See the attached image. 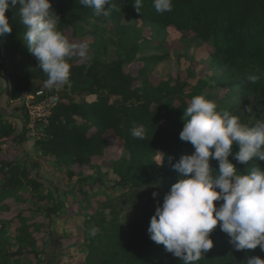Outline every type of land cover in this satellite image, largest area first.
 <instances>
[{
	"label": "trees",
	"instance_id": "16d2710c",
	"mask_svg": "<svg viewBox=\"0 0 264 264\" xmlns=\"http://www.w3.org/2000/svg\"><path fill=\"white\" fill-rule=\"evenodd\" d=\"M113 4L115 10L105 17L96 16L79 0H52V10L60 16L59 30L66 36L69 30L74 39L86 42L87 55L84 61L77 55L69 60V80L58 92L60 101L35 145L44 157L65 168L69 177L79 176L78 186L67 194L83 209L92 208L84 213L81 224L84 264H183L150 239V220L157 201L162 204L180 178L172 165L182 154L195 151L180 139L184 111L194 96L205 94L217 103L218 110L238 115L249 125L264 118V0H172V11L164 13L156 12L153 0H142L140 12L132 0H113ZM6 15L13 30L0 35V77L7 80L6 89L14 101L46 87L48 77L36 67L38 62L22 39L24 26L18 9L10 8ZM139 21L151 30L150 38L138 41L142 35L136 28ZM107 23L113 28L108 30ZM169 27L194 32V38L211 45L212 77L199 78L195 84L172 79L156 84L151 80V70L168 53L149 51L164 49V33ZM112 47L114 56H110ZM134 62L140 65L136 74L127 72V66ZM248 75H258L259 79L250 83ZM247 106L252 112L246 111ZM23 109L19 132L17 124L0 112V207L8 208L5 201L10 198L32 200L39 212L55 221L65 215V201L53 206L40 204L47 195L41 192L43 183L32 176L38 163L15 162L9 154L10 147L28 140L29 114L24 105ZM134 125L146 128L145 139L132 137ZM109 130L117 138L120 152H125L112 160L117 179L111 187L118 190H114L115 195L105 193V199L94 207L89 192L105 184L108 173L96 159L104 157L112 146L106 136ZM232 150L239 151L235 142ZM158 157L163 159L161 165L156 164ZM229 159L240 172L246 173L254 165L264 167V161L256 159L249 165L238 163L233 155ZM211 164L218 169L217 161ZM75 166L80 168L78 174ZM86 166L97 172L83 174ZM153 192L158 193L156 198ZM1 220L0 264H24L28 257L29 264H51L37 248L40 224L33 219L29 223L30 219L21 215L16 235L10 239L4 233L9 222ZM93 226L99 228L95 236L89 231ZM210 235L213 248L195 264H246L251 257L264 258L259 246L234 250L219 224Z\"/></svg>",
	"mask_w": 264,
	"mask_h": 264
},
{
	"label": "clouds",
	"instance_id": "9594fccd",
	"mask_svg": "<svg viewBox=\"0 0 264 264\" xmlns=\"http://www.w3.org/2000/svg\"><path fill=\"white\" fill-rule=\"evenodd\" d=\"M140 12L142 0H132ZM94 10L96 16H108L115 10L113 0H79ZM108 5V7H106ZM157 13L172 11V0H153ZM18 9L19 22L24 26L23 41L46 75L45 86L65 85L70 76L69 60L76 54L84 56L86 43H74L59 30L60 16L52 10V0H0V35L12 32L6 15ZM17 13V11H16ZM258 75H248L255 83ZM247 112L252 107L247 106ZM184 126L180 139L190 143L195 151L184 153L172 167L180 178L157 201L148 233L156 244L179 258L183 264H195L214 246L212 231L219 224L227 234L228 243L236 251L256 249L264 252V167L254 165L240 172L229 159L233 155L240 164L249 165L256 159L264 161V118L252 125L227 110H218L215 101L205 94L194 96L184 111ZM134 138L145 139L146 128L134 125ZM239 151L233 153V143ZM157 165L163 159L157 158ZM218 162V169L211 161ZM158 196L153 192V198ZM222 201V203H217ZM90 235L99 232L90 228ZM246 264H264V258L254 256Z\"/></svg>",
	"mask_w": 264,
	"mask_h": 264
},
{
	"label": "rangeland",
	"instance_id": "374dc122",
	"mask_svg": "<svg viewBox=\"0 0 264 264\" xmlns=\"http://www.w3.org/2000/svg\"><path fill=\"white\" fill-rule=\"evenodd\" d=\"M105 26L108 30L113 28V25L110 23L105 24ZM136 28L142 34L138 37V41H141L143 38H150L151 30L148 26L139 21L137 22ZM67 32V37L71 42L82 43L74 39L69 30ZM194 35V32L177 31L174 27H169L165 30L164 49H152L149 51L160 54L168 53L167 58L155 65L151 70L150 77L152 81L157 84L163 79H172L174 81L181 80L195 84L199 78L212 77L213 70L210 68V61L213 48L209 43L194 38ZM155 43L158 44L157 42ZM111 52L112 54L110 56H114L113 47L111 48ZM76 55L84 61L87 52L83 57L79 54ZM139 68L140 65L134 62L133 64H129L125 70L136 74ZM6 85L7 80L0 77V112L5 118L17 124V131L19 132L22 129L24 119V101L23 98L11 101ZM64 87V85L59 87L53 86L50 89L61 92ZM94 99L92 96L89 97L90 101ZM106 136L112 142V146L107 149L105 156L97 158L96 162L100 164L101 170L108 174L104 178L105 184H100L89 192L90 197L92 199L94 198V207L99 201L105 199V193L117 194L114 190L118 189L111 187L117 179L112 168V160L125 154L123 151L120 152L117 145V138L111 130L107 131ZM8 150L15 162L27 163L30 166L34 162L38 163L39 167L37 166L32 170V176L37 177L43 183L41 192L47 195L46 199L42 203H39L45 204V206H53L60 200L65 201V215L61 219L50 221L46 215L39 212L37 209L38 204H34V201L25 202L22 198L18 199V201L10 198L5 201V204L9 206L8 208L0 207L1 221L7 220L9 222L4 233L10 239H14L16 228L21 224L20 216L24 215L30 219L29 223L35 220L36 223L40 224L39 230H36L35 226H32L31 230H36L37 248L42 252V257L45 260H49L51 264H84V252L86 248L83 245L81 224L85 215L84 213L90 207L86 210L83 209L74 196L67 194L75 186H78L79 183L77 180L79 176L69 177L65 168L55 163L53 159L44 157L35 145L34 139H28L23 144L10 147ZM74 169L78 174L80 168L75 166ZM83 172L85 175L95 174L97 169L86 166L83 168ZM91 210L92 208L89 209V211ZM30 259L28 257L23 263L29 264Z\"/></svg>",
	"mask_w": 264,
	"mask_h": 264
},
{
	"label": "built area",
	"instance_id": "2783aa9c",
	"mask_svg": "<svg viewBox=\"0 0 264 264\" xmlns=\"http://www.w3.org/2000/svg\"><path fill=\"white\" fill-rule=\"evenodd\" d=\"M22 98L23 105L29 114L26 136L28 139L36 140L44 135L49 118L60 101L59 93L48 87H43Z\"/></svg>",
	"mask_w": 264,
	"mask_h": 264
}]
</instances>
